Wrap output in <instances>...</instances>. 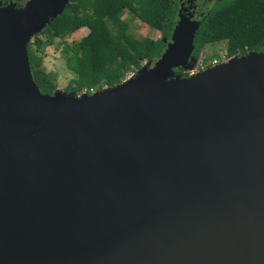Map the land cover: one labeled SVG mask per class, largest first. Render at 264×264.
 <instances>
[{
	"label": "water",
	"instance_id": "obj_1",
	"mask_svg": "<svg viewBox=\"0 0 264 264\" xmlns=\"http://www.w3.org/2000/svg\"><path fill=\"white\" fill-rule=\"evenodd\" d=\"M68 1L0 5V264H264V51L177 73L180 11L136 75L42 93L28 43Z\"/></svg>",
	"mask_w": 264,
	"mask_h": 264
},
{
	"label": "trees",
	"instance_id": "obj_2",
	"mask_svg": "<svg viewBox=\"0 0 264 264\" xmlns=\"http://www.w3.org/2000/svg\"><path fill=\"white\" fill-rule=\"evenodd\" d=\"M179 1V0H178ZM177 0H69L63 13L28 43L33 78L42 93L53 94L57 84L43 67L46 43L53 44L87 29L79 40L64 41L61 52L73 78L67 91L92 94L121 83L128 72L156 59L166 47L178 20ZM195 36L194 57L207 45L226 42L222 61L249 51H264V0H211ZM126 12L157 30L159 37L135 36ZM206 68L211 61L203 62ZM201 68V67H200ZM201 68V69H202ZM200 69V70H201ZM184 76L189 71L177 70Z\"/></svg>",
	"mask_w": 264,
	"mask_h": 264
},
{
	"label": "rangeland",
	"instance_id": "obj_3",
	"mask_svg": "<svg viewBox=\"0 0 264 264\" xmlns=\"http://www.w3.org/2000/svg\"><path fill=\"white\" fill-rule=\"evenodd\" d=\"M26 1L27 0H0V5H7V4L13 3L17 7H20V6H23ZM124 18H126V20L128 21L130 25V32L134 33L135 36L139 37V36L145 35V36H149L153 38L160 36V33L157 30L150 28L148 25H145L139 19L130 15V13L126 12V14L124 15ZM86 31L87 29L85 28L79 32L65 35L63 40L56 39L53 44L46 43L44 50L40 52V54L43 56V67L46 72L51 74L53 80L56 82L57 90L67 91L65 89L68 85L71 84L72 78H73V75L67 69L65 61L62 56L61 49H62L63 43L64 41L71 43L73 41L79 40L82 36L86 34ZM224 55L226 56V42L225 41L207 45L201 51L199 57H195L189 69H185V70L189 71V75H190L191 71H198L202 67H204L203 65L204 61L206 60L212 61L213 59H219L220 61H222L223 58L225 57ZM136 73L137 71L128 72L125 79H128L136 75Z\"/></svg>",
	"mask_w": 264,
	"mask_h": 264
},
{
	"label": "flooded vegetation",
	"instance_id": "obj_4",
	"mask_svg": "<svg viewBox=\"0 0 264 264\" xmlns=\"http://www.w3.org/2000/svg\"><path fill=\"white\" fill-rule=\"evenodd\" d=\"M178 2H179L178 16H179L180 11L183 14H188L189 12L194 10L195 18L202 19L203 18L202 15L206 12L208 3L212 1L211 0H192V1L191 0H179Z\"/></svg>",
	"mask_w": 264,
	"mask_h": 264
},
{
	"label": "built area",
	"instance_id": "obj_5",
	"mask_svg": "<svg viewBox=\"0 0 264 264\" xmlns=\"http://www.w3.org/2000/svg\"><path fill=\"white\" fill-rule=\"evenodd\" d=\"M221 61L219 59H213L211 61V65H217L218 63H220ZM191 73V72H190Z\"/></svg>",
	"mask_w": 264,
	"mask_h": 264
},
{
	"label": "clouds",
	"instance_id": "obj_6",
	"mask_svg": "<svg viewBox=\"0 0 264 264\" xmlns=\"http://www.w3.org/2000/svg\"><path fill=\"white\" fill-rule=\"evenodd\" d=\"M147 62V61H146ZM143 66V65H142ZM204 69V68H203ZM202 70V69H201ZM138 71V70H137Z\"/></svg>",
	"mask_w": 264,
	"mask_h": 264
}]
</instances>
